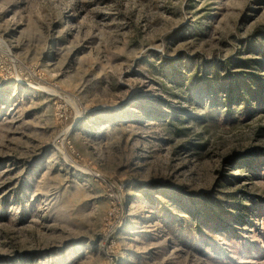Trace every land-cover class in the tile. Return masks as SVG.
<instances>
[{"label": "rangeland", "instance_id": "374dc122", "mask_svg": "<svg viewBox=\"0 0 264 264\" xmlns=\"http://www.w3.org/2000/svg\"><path fill=\"white\" fill-rule=\"evenodd\" d=\"M0 264H264V0H0Z\"/></svg>", "mask_w": 264, "mask_h": 264}, {"label": "bare ground", "instance_id": "6f19581e", "mask_svg": "<svg viewBox=\"0 0 264 264\" xmlns=\"http://www.w3.org/2000/svg\"><path fill=\"white\" fill-rule=\"evenodd\" d=\"M78 112H79V111H78ZM78 112H77V113H78ZM83 113H84V112H83ZM78 114H79V113H78ZM80 115H81V114H80ZM80 115H79V116H80ZM79 116H78V117H79ZM76 117H77V116H76ZM65 132H66V131H65ZM68 134H69V133H68ZM66 135H67V134H66Z\"/></svg>", "mask_w": 264, "mask_h": 264}]
</instances>
